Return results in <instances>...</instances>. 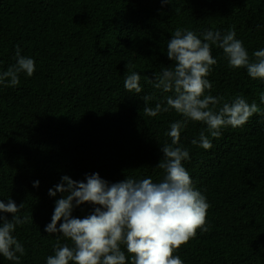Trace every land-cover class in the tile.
Instances as JSON below:
<instances>
[{
    "label": "trees",
    "instance_id": "16d2710c",
    "mask_svg": "<svg viewBox=\"0 0 264 264\" xmlns=\"http://www.w3.org/2000/svg\"><path fill=\"white\" fill-rule=\"evenodd\" d=\"M233 26L250 57L264 48V0H170L163 7L159 0H0V71L16 62L17 46L36 62L32 77L0 86V199L23 203L19 215L33 218L13 233L26 249L21 264H45L58 239L70 243L44 232L61 196L48 190L62 175L162 179L160 146L171 143L165 132L179 117L144 115L141 98L161 96L146 80L172 63L166 45L177 27L202 39L205 30ZM212 55L217 64L206 94L225 101L240 94L259 104L264 82L227 67L216 45ZM129 60L141 76L140 94L123 86ZM203 127L190 122L180 144L190 151L183 164L210 204V230L198 231L176 255L184 264H264V116L223 130L207 151L190 143ZM92 210L83 204L72 215ZM0 264L12 262L0 256Z\"/></svg>",
    "mask_w": 264,
    "mask_h": 264
},
{
    "label": "clouds",
    "instance_id": "9594fccd",
    "mask_svg": "<svg viewBox=\"0 0 264 264\" xmlns=\"http://www.w3.org/2000/svg\"><path fill=\"white\" fill-rule=\"evenodd\" d=\"M159 2L162 7L170 5V0ZM201 35L202 39L182 27L174 30L166 45V56L172 63L146 80L161 96L146 94L141 98L145 116L154 118L174 112L179 117L165 132L171 143L160 146L163 155L156 167L163 170L162 179L126 177L110 183L99 173L85 174L82 181L62 175L60 182L48 190L50 197L57 193L61 196L54 202L51 222L44 232L58 233L70 243L61 244L58 239L45 264H184L176 255L179 249L198 231L210 230V204L183 164L190 159V151L180 144L181 132L190 122L202 124L198 137L190 143L207 151L212 149L213 140L223 136V130L243 127L253 115L264 116V92L259 95V104L249 103L240 94L230 101L206 94L213 87L208 76L217 64L212 45L222 50L227 67L246 69L250 79L261 82L264 48L254 50L250 57L243 41L236 38L234 26L223 33L208 29ZM15 61L0 71V86L16 87L21 74L28 78L34 75L35 60L22 56L19 46ZM134 68L131 60L125 63L123 86L129 93L140 94L141 76ZM153 100L154 107L149 104ZM38 186L39 181H33V187ZM83 204L91 205L92 212L83 218L73 216L74 209ZM22 207L23 203L17 205L10 197L6 203L0 199V213L12 214L11 220L0 215V256L12 264H21L26 254L13 233L18 226L33 221L32 215H19Z\"/></svg>",
    "mask_w": 264,
    "mask_h": 264
}]
</instances>
